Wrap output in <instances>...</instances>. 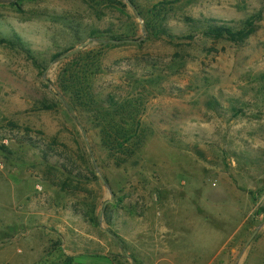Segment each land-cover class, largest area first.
Here are the masks:
<instances>
[{
	"label": "rangeland",
	"instance_id": "rangeland-1",
	"mask_svg": "<svg viewBox=\"0 0 264 264\" xmlns=\"http://www.w3.org/2000/svg\"><path fill=\"white\" fill-rule=\"evenodd\" d=\"M120 2L0 0V38L19 44L0 45V264H264V0ZM168 2L177 39H148L149 11ZM255 14L244 43L202 35ZM80 50L103 51L98 99L143 98L127 155L61 93ZM69 222L86 234L72 250Z\"/></svg>",
	"mask_w": 264,
	"mask_h": 264
},
{
	"label": "trees",
	"instance_id": "trees-1",
	"mask_svg": "<svg viewBox=\"0 0 264 264\" xmlns=\"http://www.w3.org/2000/svg\"><path fill=\"white\" fill-rule=\"evenodd\" d=\"M92 1H96L98 6L109 5L120 11L124 8V4L120 0ZM127 2L137 8L136 0H127ZM168 4L171 3H160L149 11L152 19L145 22L146 37L148 39L160 37H165L172 41L177 39L165 24L168 17L166 8ZM261 18V14L252 15L239 28H233L225 24H209L203 29L202 35L213 40H227L236 44L244 43L257 31V24ZM188 21L195 23L194 20L188 19ZM107 33H110V31L93 30L90 35L102 42L104 35ZM134 35L135 32H131L125 37L112 35L105 46L111 47L116 45L114 43L124 42L128 39L133 40ZM103 44L101 45L104 46ZM0 45L17 47L19 44L7 38H0ZM70 50L72 48L55 54L52 57V62L65 60V55ZM102 55V50L98 52L80 50L74 53L60 74L61 93L69 95L75 107L79 106L92 116L91 121L99 129L102 143L106 149L114 155L116 153L127 155L129 144L135 138L139 139L141 136L139 114L143 107V98H127L122 102L117 101L113 96L106 100L97 98L93 89L92 78L101 71L100 60ZM45 107L49 108V106ZM125 162L120 160L118 165ZM257 214H264V208H260ZM90 221L99 226L97 218L92 217Z\"/></svg>",
	"mask_w": 264,
	"mask_h": 264
},
{
	"label": "crops",
	"instance_id": "crops-1",
	"mask_svg": "<svg viewBox=\"0 0 264 264\" xmlns=\"http://www.w3.org/2000/svg\"><path fill=\"white\" fill-rule=\"evenodd\" d=\"M30 214L32 215V218L34 217V219L38 220V222L45 221L47 219V213L44 210H42V211H40V210L34 211L33 210V211H31ZM73 214H75V213L69 212L68 215L71 216ZM69 223H68V227H66L65 225L61 226L59 223H57V224H58V226H61V228H59L58 231L60 233H62V235H64V237H65L63 246L65 247V246L69 245L68 249L72 250L73 245H75L74 242H76L75 239L72 240V236H78L80 238L81 237L80 235H86V234H84L82 231L78 230L77 227L72 222H69ZM45 230L47 232H51V229L48 226H46ZM22 235H24L26 237V239H28V237L30 236L29 233H22ZM92 239H94L93 244H95L96 243L95 241H97V243H99L100 246L103 245V242L101 239L95 238V237H92ZM15 241H17V239L13 240V242H15Z\"/></svg>",
	"mask_w": 264,
	"mask_h": 264
},
{
	"label": "water",
	"instance_id": "water-1",
	"mask_svg": "<svg viewBox=\"0 0 264 264\" xmlns=\"http://www.w3.org/2000/svg\"><path fill=\"white\" fill-rule=\"evenodd\" d=\"M138 18H140V16H139ZM83 47H84V45L80 46L79 48H83ZM79 48H78V49H79Z\"/></svg>",
	"mask_w": 264,
	"mask_h": 264
}]
</instances>
